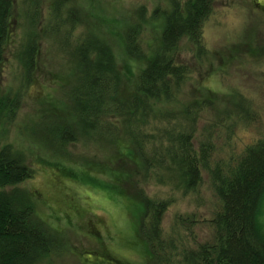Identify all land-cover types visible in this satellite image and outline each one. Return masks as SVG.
Masks as SVG:
<instances>
[{
  "label": "rangeland",
  "instance_id": "374dc122",
  "mask_svg": "<svg viewBox=\"0 0 264 264\" xmlns=\"http://www.w3.org/2000/svg\"><path fill=\"white\" fill-rule=\"evenodd\" d=\"M54 1L14 0L13 35L0 70V102H6V111L9 100L14 105L20 100L16 108L13 105L15 115L0 116V146L17 152L35 175L0 187V193L14 198L24 192L30 197L38 225L57 248L47 257L50 264H165V253H153L140 230L144 204L139 194L170 202L162 219L165 238L176 236L183 220L196 216L200 221L192 235L180 230L182 243L196 248L209 239L203 220L210 216L214 197L207 176L197 191L185 193L163 174L159 182L153 170L158 167L148 172L127 135L119 141L83 129L70 99L76 74L63 48V33L47 32L45 18ZM177 1L187 0H69L79 12V30L95 33L111 46L122 98L135 92V75L160 47L165 16ZM135 25L143 31L142 58L131 56L126 48V33ZM33 35L39 38V64L27 85L19 51ZM204 41V52L186 37L178 44L176 58L191 74L171 98L151 101L158 119L179 114L193 103L207 101L219 108L235 100L238 92L252 96L264 90V8L252 0H217ZM57 126L74 130L77 141H57L51 133ZM258 214L264 234V195ZM171 254L178 260L173 250Z\"/></svg>",
  "mask_w": 264,
  "mask_h": 264
},
{
  "label": "trees",
  "instance_id": "16d2710c",
  "mask_svg": "<svg viewBox=\"0 0 264 264\" xmlns=\"http://www.w3.org/2000/svg\"><path fill=\"white\" fill-rule=\"evenodd\" d=\"M216 1L173 3V11L165 16L162 43L136 73L135 92L126 99L119 93L121 76L111 46L99 35L79 30V12L69 0H55L45 18L50 35L63 33V48L76 74L70 99L85 131L119 141L127 135L148 172L158 167L159 171L153 170L159 182L167 176L185 193L197 191L207 176L214 197L210 216L203 220L209 239L196 248L184 245L182 235L193 234L200 221L196 216L184 219L176 236L165 238L162 219L170 202L139 194L144 204L140 230L153 253L158 249L165 253V264H264V234L258 225L264 195V90L252 96L238 92L235 100L219 108L207 101L193 103L179 114H162L159 119L151 104L171 98L190 76V68L176 58L178 44L186 37L204 52V31ZM13 9L14 0H0V70L13 35ZM142 35L141 25L128 29L126 48L131 56H145ZM39 51L37 35L26 38L19 51L27 85L33 82ZM13 105L9 100L4 111L6 102L1 101L0 116L15 115ZM51 133L63 144L78 139L68 127L57 126ZM34 175L35 169L17 152L0 146V187ZM30 200L24 192L14 198L0 193V264H50L47 257L57 248L38 225ZM172 250L178 260H172Z\"/></svg>",
  "mask_w": 264,
  "mask_h": 264
},
{
  "label": "flooded vegetation",
  "instance_id": "af4514ba",
  "mask_svg": "<svg viewBox=\"0 0 264 264\" xmlns=\"http://www.w3.org/2000/svg\"><path fill=\"white\" fill-rule=\"evenodd\" d=\"M257 7L264 8V0H252Z\"/></svg>",
  "mask_w": 264,
  "mask_h": 264
}]
</instances>
